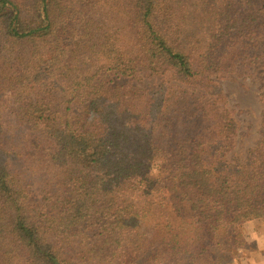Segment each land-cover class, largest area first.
I'll return each mask as SVG.
<instances>
[{"label": "trees", "instance_id": "obj_1", "mask_svg": "<svg viewBox=\"0 0 264 264\" xmlns=\"http://www.w3.org/2000/svg\"><path fill=\"white\" fill-rule=\"evenodd\" d=\"M258 37L264 0H0V264L236 261L264 134L235 151L213 76L256 64Z\"/></svg>", "mask_w": 264, "mask_h": 264}, {"label": "rangeland", "instance_id": "obj_2", "mask_svg": "<svg viewBox=\"0 0 264 264\" xmlns=\"http://www.w3.org/2000/svg\"><path fill=\"white\" fill-rule=\"evenodd\" d=\"M29 2H27V5ZM256 48H251L250 52L260 55L261 59L247 69L237 68L233 73H219L213 76L214 81L219 85L226 108L231 112L235 121L238 123L239 130L236 141V152L244 154L248 149L253 148L263 137L264 134V37L254 39ZM26 73L23 67H18L17 74L20 76ZM118 85L125 82L116 81ZM162 83L160 78H149L140 74L132 82L135 87L154 89ZM2 97H0V100ZM13 129V127H10ZM11 136L21 139L19 149L26 145L28 153L33 152V147L40 143L33 132L20 130L10 132ZM33 147H32V146ZM31 164L19 160L12 164L14 172L24 171L30 173ZM26 183L33 185L39 179L33 180L32 177L25 179ZM246 223L241 228L244 240V248L236 261L230 264H264V249L260 245L264 243V218Z\"/></svg>", "mask_w": 264, "mask_h": 264}, {"label": "crops", "instance_id": "obj_3", "mask_svg": "<svg viewBox=\"0 0 264 264\" xmlns=\"http://www.w3.org/2000/svg\"><path fill=\"white\" fill-rule=\"evenodd\" d=\"M254 222V221H253ZM250 223H252V222H250ZM260 248L261 249H264V243H262V245H260Z\"/></svg>", "mask_w": 264, "mask_h": 264}]
</instances>
